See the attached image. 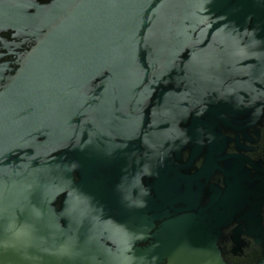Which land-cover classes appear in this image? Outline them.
<instances>
[{
  "label": "water",
  "instance_id": "obj_1",
  "mask_svg": "<svg viewBox=\"0 0 264 264\" xmlns=\"http://www.w3.org/2000/svg\"><path fill=\"white\" fill-rule=\"evenodd\" d=\"M0 264H264V0H0Z\"/></svg>",
  "mask_w": 264,
  "mask_h": 264
}]
</instances>
